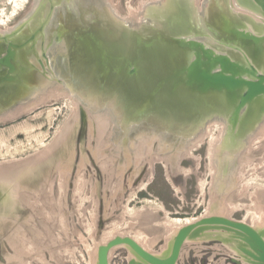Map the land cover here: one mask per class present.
I'll use <instances>...</instances> for the list:
<instances>
[{
    "label": "rangeland",
    "instance_id": "rangeland-1",
    "mask_svg": "<svg viewBox=\"0 0 264 264\" xmlns=\"http://www.w3.org/2000/svg\"><path fill=\"white\" fill-rule=\"evenodd\" d=\"M35 1L0 0V32L13 30L32 15L39 3L37 0L33 5ZM104 1L132 28L141 26L146 15L150 18L154 7L147 6L162 3L156 8L161 10L168 0ZM193 1L200 12L207 0ZM230 1L234 4L231 18L249 25L252 20L261 22L254 12ZM172 2L166 5L165 17L170 16ZM63 13L56 11L55 17L60 22L67 20L72 33H79L91 46L92 39L82 35L80 20L66 10ZM199 18L202 32L186 35L240 57L227 46L218 47ZM92 24L90 30H97V22ZM147 28L145 25L132 36L128 31L117 39L106 31V37L113 41L107 43L103 37L101 47L96 45L98 54L107 59L112 53L116 56L114 67L122 66L119 76L130 83L134 77L126 75L128 69H123L120 58L126 54V62L134 64L140 52L148 62V51L135 40L145 35ZM72 33L69 41L74 50L59 54L57 61L46 67L50 74L36 77L41 86L25 92L21 102L0 115V264H96L97 249L105 243V236L141 237L150 253L162 257L175 236L176 230L166 225L172 219L227 216L236 221L245 219L246 224L263 230L264 105L244 115L234 143L226 137L231 132L224 122L228 121L226 103L215 94L200 100L186 90L176 94L160 91L158 102L142 108L145 117L137 121L132 116L135 110H129L132 104L113 90L119 85L112 80L118 77L117 70L111 63L104 65V60V69H100L101 64L96 67L103 72L83 68L84 59L73 55L77 47ZM54 35L52 31V41ZM169 45L153 43L154 56L180 57L183 52ZM98 54L93 57L101 61L104 56ZM62 58L65 61L60 63ZM185 60L184 56L180 61ZM106 74L112 75L109 82ZM66 91L70 92L67 96L63 95ZM94 102L101 108L89 105ZM111 110L128 130L123 122L112 121ZM258 117L260 121L247 133L246 128ZM146 121L158 125L160 137L152 139L145 149L137 145L135 124ZM178 130L187 136L176 135ZM164 135L170 143L160 148L159 139ZM196 139L201 140L195 143ZM255 213L261 215L262 223H254ZM228 232L211 229L186 240L178 264H245L239 241ZM112 252L109 264L137 261L125 246Z\"/></svg>",
    "mask_w": 264,
    "mask_h": 264
},
{
    "label": "water",
    "instance_id": "water-1",
    "mask_svg": "<svg viewBox=\"0 0 264 264\" xmlns=\"http://www.w3.org/2000/svg\"><path fill=\"white\" fill-rule=\"evenodd\" d=\"M71 1L74 2V0ZM80 1L84 2L89 0ZM246 2L248 8L254 9V13H256L255 9H258L256 14L264 16V0H246ZM64 3L67 4V6L68 4H71L70 0L61 1V5ZM54 6L55 5H51V9H53ZM80 11L81 14L85 13L83 12L84 10ZM90 12L92 15L89 18L86 16L82 18L81 16L79 19L83 27L82 35H87L88 39H92V48L84 43V39L79 36V33L76 34L73 32V39L77 47V50L73 55L75 59L77 56H79V60L80 58L84 59L85 63L82 64L83 68L89 66L94 68L95 72H103V70L100 69H104V65H110L111 63L113 69L115 68L114 63L116 62V56H114L113 53L108 59L105 55L99 53L101 54L100 56H104L101 57L102 59L100 58L101 61L93 57V54H98L99 52L96 45L101 47L100 41L103 42L102 40H105L103 37H106L105 33L109 30L106 28L101 29L98 26L97 30H90V26L93 25L92 22L94 20H99L98 22L101 20L102 23L104 22L103 17H99V19L96 18L98 15L96 13L97 11L95 12V10L88 8L87 14ZM51 14L49 16H51ZM64 15L65 14H63V16ZM72 16H75L76 19H78V15L72 14ZM247 18L252 20L250 17ZM237 21L241 23L238 28H243L245 30H234V26L232 25L237 24ZM251 24L252 25L247 24L244 20L234 19V21L231 22L232 28L227 31L228 34H226V37L228 45H225L240 52L238 54L240 56L239 58H234L230 53L206 45L200 40H190L189 42L180 41L177 44V50L182 51L183 53L179 54L180 56H185L186 59L180 65H177L168 56H154L151 48L153 43L151 41L150 45V42H148L151 38L144 39V37H136V42L143 44L149 53L148 62H144L140 52H138V56L136 53L134 57L135 63H127V55L124 53L125 57L123 59L122 57L120 58V61L124 62L122 63L123 69H128L126 75L130 76L129 78L134 77V79H132V82L130 83V79H123L124 77L121 78L119 75L123 70L122 66H118L115 68V70H117L116 76L118 77L112 78V75L109 76V74H106V76L108 75L109 77L108 82L112 78L115 83H119V85L115 84L113 90L122 96L121 98H123L127 104H132V108L129 110H135L132 116L135 117L137 121L139 119L143 120L145 117L144 113H142L145 110L142 108L151 104L155 105V103L158 102L156 95L163 90L175 94L181 90H186L187 92L190 91L200 100L203 99L202 97H206L210 94L223 97L228 112V121L226 122L228 123L229 129L230 126H232L231 132L227 133L226 137L231 141L230 143H234V138H236L234 133H236V129L242 123V120H244V115L248 111L254 112L259 106L262 107L264 105V24H260L259 22L255 23L253 20L251 21ZM45 26H47V22L39 28V32L43 31V34L45 33L46 35L47 30ZM44 27L45 29L43 30ZM56 29L57 30H54L56 33L54 42L58 44L59 48H57V54H55L50 60L54 62L57 61L55 58L61 54V52L67 54L69 48L64 39V34L72 33V28L68 26L67 20L60 22ZM110 32L115 39L121 38L126 33V31H124L117 36L112 31ZM4 40H7V38H4ZM109 41L113 40L106 37L105 42L109 43ZM51 48H49L48 51ZM10 57L12 58V54H8L6 58L0 59V63H4L2 65L8 67L9 70L8 78L4 81L0 80V84H4V82L11 83L14 81L13 79H15V71L10 62ZM165 58H169L170 60H166ZM63 59L64 58L60 60V63L61 61H65ZM103 60L105 61L104 65L102 64ZM99 64L103 65V67L97 70L96 67H98ZM79 65L80 63L77 66ZM54 67L56 66L54 65ZM150 74H152V76H150ZM5 95L6 93H0V97ZM137 99L139 100L137 101V105L133 104ZM3 102L5 104V101ZM126 106L128 107V105ZM0 108L3 107L0 106ZM217 110L220 111L219 108H217ZM261 111H264V108ZM259 121L260 118L258 117L257 121L246 128V132L248 133L251 131ZM222 227H228L238 231V234L235 233L237 236L233 237L248 245V248L244 249L243 254L253 261L264 264V239L262 236L256 232V230L240 221L229 220L220 216H210L180 229L175 235L171 246L168 247L166 257L159 258L146 252L131 238L116 237L99 248L97 264H109L108 252L111 247L118 244H126L130 247L135 254L141 258L143 264H178L180 253L186 240L195 238L211 229H221ZM230 239L232 238L229 237L228 240ZM129 264H135V262L131 261Z\"/></svg>",
    "mask_w": 264,
    "mask_h": 264
},
{
    "label": "flooded vegetation",
    "instance_id": "flooded-vegetation-1",
    "mask_svg": "<svg viewBox=\"0 0 264 264\" xmlns=\"http://www.w3.org/2000/svg\"><path fill=\"white\" fill-rule=\"evenodd\" d=\"M47 1L49 2V5H50L49 6V13H47V11H46V8H47L46 0H39L38 6H37L36 10L34 9L33 14L36 13L37 18L38 19L40 18L42 20L43 17L46 18V16H48L49 14L52 13L51 16H49V19L47 21L48 24L46 26V30L48 31V33L50 35L52 31L57 30L56 27H58V25L60 24V20H58L59 17L58 18L55 17L56 11H58V12L63 11L64 12L63 14H65V10H66V12L68 14L71 12V10H72V12L74 11V9H76V11H77L78 8H77V4L74 6L75 3L73 4L74 8H72V4H68V6H67V4L64 3L61 5V1H63V0H47ZM169 1L170 0H168L166 3L163 2V3H165V5L163 6L164 9H161V10H156V8L158 6H161L162 3H160L158 5L153 4V5L147 6V8L154 7V8H152L153 10L151 11L150 18L147 17V15L145 17H143L144 20H143L141 26H137L136 31H133V30H124V31H126V33L129 31V33H131V36H132V34H137V32L140 31L142 29V27H144L145 25H148V28H147L148 31L146 32V34L145 35L140 34L141 36H139V37H142V38L144 37V39L145 38H151V40H149V41L147 40L148 42H150V45H151V41H152V43H157L158 45H161V46H167V45L171 44L172 46L176 45V47H177V44L180 41L189 42L190 40L191 41L199 40V39H197L199 37L195 38V37H191V35H186V32H188L189 34H193L192 31H195V32L201 31L202 32V29H201L202 27L199 25V23L196 19L197 11L199 12V10L195 8V2L193 0H172L173 2L171 5L173 8L170 12V16L165 17L164 15H165V12L167 10L165 8H166V5L169 3ZM235 1L238 2V0H235ZM36 2H37V0L35 2H33V5H35ZM81 2H83V1L79 0V3H81ZM83 3L85 6L86 5H92L90 3H87V1H84ZM101 3H102V0H99V3H97V1H96V3H94L97 5V6H95V8H97L98 6H101ZM238 3L243 8H246V9L254 12V9L248 8L246 0H239ZM51 5H55L53 9H51ZM232 7L234 8V4L230 0H207L206 3L204 4L203 8H202V11H200V13H199V16H201V18H199V19H200V23H202L203 29L206 30L207 32H209L207 34L212 36V38L217 42V44H219L218 47L223 46V48H225L224 47V46H226L225 44L228 43L227 37H226V34H227L226 32L232 28L231 22L234 21V19L231 18V15L233 14L232 13ZM257 10L258 9H255L256 13H257ZM32 11L33 10H31V12ZM83 14H81V13L79 14L78 20H80L79 18H81V16H82V18L85 17V13H83ZM29 15H31V14H29ZM73 15H75V14H73ZM147 20H149V21H147ZM94 21L97 22L98 27H100L101 29L103 28V23L101 20H100V22H98L99 20H94ZM101 23H102V25H101ZM183 23H187V24H183ZM21 24H19L16 28H19V26ZM79 25H80V29L82 30L83 27H82L81 23ZM240 25H241V23L239 21H237V24H233L232 26H234V28H237ZM38 27H39V24L30 23V25H29V28L31 29L30 31L37 30ZM16 28H14L13 30H9L8 32H0V59H4L8 56V54H12V58L10 57L11 58L10 62L12 64L14 71H15V65L13 64L14 53H15L16 62L18 64V65H16V68L18 71H21L23 68H26L29 65L38 69L41 67L40 63L42 61L44 63H46V65L49 64L50 56L49 57L47 56L46 51L48 52L47 49L54 43V41H52V38L49 37L48 39H46V41H44L45 43L47 42L48 44H45L46 45L45 46L43 43V45H44L43 54H41V55H40L39 43L37 44V42H36L35 49H32L33 51H30V53H27V55L31 54V56H33V58L31 59V57H30V60L26 61V63H25L23 61V59H25L24 58V55H25L24 49H17L14 52V48L16 47V46H13L14 43L9 39L4 40V38H6V36L11 34L14 30H16ZM26 30L27 29H23L20 32H23ZM47 31H46V33H47ZM109 31H112V30H109ZM55 35H56V33H55ZM55 35L53 37L54 40H55ZM73 35L74 34L72 33V36ZM188 37H190V38H188ZM69 38H71V34L65 33L64 39H65L66 44L69 48L67 53L74 50L73 48L70 47L71 42L69 41ZM31 40H32V38H29V43L31 42ZM221 44H222V46H220ZM206 45H208V44H206ZM56 51H57V48L55 46H53L51 52L54 53ZM37 53H38V56L34 57V54L37 55ZM183 57L184 56H180V57L177 56V58L175 57L172 61L175 62L177 65H180L181 64L180 60H181V58L183 59ZM2 64H4V63H2ZM2 64L0 63V80L4 81L9 76L8 75L9 70H8V67H6ZM32 70H33V68H32ZM51 72H52V69H51ZM44 74H45V76L47 74H50L49 71L46 72V66H44V71L39 70V75H44ZM16 75L18 76V74H16V72H15L14 73L15 79H17ZM33 78H35L34 74H33L32 80H33ZM38 81H39V79H38ZM39 84L40 83H38V85ZM15 85H17V84H12V82L11 83H7V82L5 83L4 82V84L1 83L0 84V93L5 94L6 91H8V89L12 88ZM35 85H37V84L25 85L23 87V89L20 91L19 97L22 96L25 92L30 93L31 91H35V89H37L41 86V85H39V87H38V85H37V87H36Z\"/></svg>",
    "mask_w": 264,
    "mask_h": 264
},
{
    "label": "bare ground",
    "instance_id": "bare-ground-1",
    "mask_svg": "<svg viewBox=\"0 0 264 264\" xmlns=\"http://www.w3.org/2000/svg\"><path fill=\"white\" fill-rule=\"evenodd\" d=\"M76 1V2H75ZM74 2L73 1H71L70 0V2H71V4H72V8H74V6L77 4V11H76V9H74V11L72 12V10H71V12H72V14H75V15H78L79 16V14L81 13V11L80 10H84V12L86 13L85 14V16L86 17H90L91 15H92V13L90 12L89 14H87V10H88V8L89 9H91V10H95V12L98 14L97 16H96V18H98L99 19V17H103V28L105 29H108V30H112V32L115 34V35H117V36H119V34H122V32L124 31V30H128V26H127V24H126V22L125 21H122L118 16H116V14H114V12L111 10V8L107 5V3L104 1V0H102V3H101V6H98L97 8H95V6H97L96 4H94V3H96V1H97V3H99V0H93V1H91V0H89V1H87V3H90V4H92V5H84V3L82 2V3H79V0H75ZM195 2V1H194ZM235 2H237V1H235ZM75 3V4H74ZM73 4H74V6H73ZM237 4H239L238 2H237ZM89 6V7H88ZM241 6V5H240ZM80 7V8H79ZM83 7V8H82ZM87 8V10H86V8ZM196 8V7H195ZM245 10H247V11H249L248 9H245ZM80 11V12H79ZM249 12H251V13H253L252 11H249ZM199 13L200 12H198L197 11V17H199ZM50 15V14H49ZM49 15L48 16H46V18H44L43 17V19L41 20L40 19V21L39 22H37V16H36V13H34V14H32V15H30V16H28L27 18H26V20H24V22H22V24L19 26V28H16V30H14L11 34H9L8 36H6V38L7 39H9V40H11L14 44H13V46H16L15 48H14V52H15V50H17V49H24V52H25V55H24V58L25 59H23V61L26 63V61H28V60H30V57H31V59L33 58V56H31V54H29V55H27V53H30V51H33L32 49H35V47H36V42H37V44L39 43V48H40V55L41 54H43V47H44V45L45 44H48L47 42L45 43L43 40H45L46 41V39H48L49 38V33H48V31H47V33H46V35H45V33L43 34V31L41 32H39V28H41V26H43L47 21H48V17H49ZM84 15V14H83ZM253 15H255V17H260L259 19H261V22H259L260 24H264V16L263 15H261V14H256V13H253ZM196 17V18H197ZM35 21H36V23H35ZM30 23H34V24H39V27L37 28V30H34V31H30L31 29L29 28V25H30ZM48 24V23H47ZM128 24H131V22H129ZM54 25V24H53ZM101 25H102V23H101ZM27 27V28H26ZM46 27V26H45ZM44 27V28H45ZM44 28H43V30H44ZM102 28V29H103ZM23 29H27L26 31H23V32H20L21 30H23ZM29 29V30H28ZM129 29H131V30H133V31H136V29H137V26H136V24L134 25V27H132V28H129ZM238 30V31H243V30H245V29H243V28H234V30ZM50 32V31H49ZM29 38H32V40H31V42L29 43ZM43 43H44V45H43ZM43 45V46H42ZM226 45H228V44H226ZM46 46V45H45ZM53 46H55L56 48H59V46H58V44H56L55 42L49 47V48H53ZM234 46H238V45H234ZM228 47V46H227ZM48 48V49H49ZM52 48L48 51V52H46L48 55V57L50 56V58H52L55 54H57V51L56 52H54V53H52L51 51H52ZM230 48V47H229ZM47 49V50H48ZM230 50H232V51H234V52H236L237 54H239L240 52H238V51H235L234 49H232V48H230ZM33 53V52H32ZM45 53V54H46ZM61 54H65V52H61ZM29 56V57H28ZM38 56V53H37V55H35L34 54V57H37ZM57 57V56H56ZM234 57V56H233ZM235 58V57H234ZM51 59H49V63H51V62H53V61H50ZM43 62V61H42ZM40 63V68H38L40 71H44V66H46L47 67V65H46V63ZM13 64L15 65V72H16V74H18V76L16 75V77H17V79H14V81L12 82V84H17V85H15V86H11L12 88H10V89H8V91H6V95L5 96H2V97H0V106L1 107H3V108H0V115L1 114H3V113H6V112H8L9 110H11L12 108H14V106L17 104V103H19V102H21V100H22V98H24V97H22V98H20L19 97V94H20V91L23 89V87L25 86V85H27V84H37L38 85V83H39V81H38V79L36 80V77H39V70L38 69H36V68H34V67H32L31 65H29L28 67H26V68H23L21 71H18L17 70V68H16V65H18L17 64V62H16V58H15V53H14V62H13ZM32 68H33V70H32ZM28 70V71H27ZM32 73V74H31ZM33 74H34V77L35 78H33V80H32V77H33ZM18 82V83H17ZM19 85V86H18ZM37 85H35L36 87H37ZM70 94V92H65V93H63V95H65V96H67V95H69ZM53 95V94H52ZM74 97H75V95H74ZM15 98V99H14ZM78 100V99H77ZM3 101H5V104H4V102ZM79 101V100H78ZM90 106H92L93 108H96V110H97V108L99 107V108H101V105H99L97 102H94L93 103V105H91V104H89ZM88 105V106H89ZM87 106V105H86ZM33 107V106H32ZM89 109V108H88ZM109 114H110V118L112 119V121H114V122H116V123H120V121H121V123L123 122V120L121 119V117L114 111V110H111V111H109ZM224 122H226V121H224ZM139 123H141V122H139ZM139 123H137V124H135V126H137V130L135 131V133H136V140L138 141V144L137 145H141L142 146V148H145L146 149V146L149 144V142L151 143V140L152 139H154V138H159L160 136H159V133H158V125H156V123L155 122H153V121H146V122H143L142 124H139ZM139 124V125H138ZM123 125H124V129L126 130H128V128H126V125L124 124V122H123ZM228 125V123L226 122V126ZM260 125V124H259ZM232 126H230V128H231ZM236 128V127H235ZM181 130H178V131H176L177 133H176V135H178V136H183V137H186V136H184V134L182 133V131L180 132ZM196 129H194L193 130V132H195L196 133ZM167 134H169L170 135V133L169 132H167ZM189 135V138L191 137V135L190 134H188ZM264 136V135H263ZM153 137V138H152ZM257 137V136H256ZM260 139V138H259ZM149 140V141H148ZM200 141L201 139H196V142L195 143H197V141ZM136 141V142H137ZM130 142V141H129ZM135 142V143H136ZM133 143V142H132ZM170 143V140H169V138L167 139L166 137H165V135H164V137L162 138H160L159 139V147L160 148H164L165 146H167L168 144ZM211 146H210V152H211V149H212V144H210ZM133 146H134V144H130V148H133ZM185 149V148H184ZM186 150V149H185ZM184 152V151H183ZM186 153H189V151L187 152V151H185ZM211 154V153H210ZM212 155V154H211ZM228 155V154H227ZM188 156V155H187ZM180 170H183V168L180 166V168H179ZM252 212V211H251ZM250 213V212H249ZM260 214L259 213H255L254 215H253V221H254V223L255 222H257L258 224L259 223H262L261 221H262V219L260 218ZM210 217V216H209ZM221 217V216H220ZM247 217V216H246ZM204 218H207V217H193V218H185V219H172L171 220V222H170V224H166L167 226H169V228H171L172 230L173 229H175L176 231H174V234L176 235L177 234V232L180 230V229H182L183 227H185V226H188V225H190V224H194V223H196L197 221H200V220H202V219H204ZM223 218H226V219H229L227 216H224ZM169 219V218H168ZM231 220V219H230ZM245 219H242L240 222H242V223H244V224H246L245 223V221H244ZM166 223V222H165ZM253 223V224H254ZM246 225H248V226H250L252 229H254V230H256V232H258L261 236H262V238L264 239V229L263 230H258V228H256L254 225H250V224H246ZM257 226V225H256ZM224 229H227V230H229V232L228 233H232V235L231 236H237V234H238V231H236V230H234V229H230V228H228V227H222L221 229L220 228H214L213 230H224ZM167 231H168V229H167ZM170 232V231H169ZM227 233V232H226ZM235 233H237V234H235ZM109 234V233H108ZM117 235V234H116ZM124 235V234H123ZM121 236V235H120ZM200 236V235H199ZM114 237V236H113ZM126 237H128V238H131L132 240H134L138 245H140L146 252H148V253H150V250H148V248L145 246V240L144 239H142L141 237H137V236H135V237H131V236H122V237H118V238H126ZM175 237V236H174ZM198 237V236H197ZM104 238H106L103 242H105L104 244H102V245H100L99 247H98V249H97V253H96V261L98 262V258H97V254H98V250H99V248L101 247V246H104V245H106L109 241H111V240H113L114 238H109V236H108V239H107V236H105ZM116 238V237H115ZM196 238V237H195ZM191 239H194V238H191ZM233 239L235 240V239H237V238H234L233 237ZM188 240H190V239H188ZM234 240H232V241H234ZM239 241V246H240V248H241V252L243 253V251H244V249L245 248H248V245L245 243V242H242V241H240V240H238ZM234 242H236V241H234ZM237 244V242L235 243V245ZM120 246H125L126 248H128L129 250H130V253L132 254V255H134L135 256V258L137 259V261H135L134 259H132V260H130L129 262H128V264L131 262V261H133V262H135V264H143V262H142V260H141V258L139 257V256H137V254H135V252L130 248V247H128L126 244H118V245H116V246H114V247H111L110 248V250H109V252H108V262L110 261V257H111V253H113L112 251L115 249V248H119ZM169 246H171V245H169ZM167 252H168V250L165 252V254H164V256H162V257H160L159 255H156V254H153V253H150V254H153V255H155V256H157V257H159V258H163V257H166V255H167ZM181 252H182V250H181ZM181 254V253H180ZM97 262H96V264H97ZM244 263L245 264H261V263H259V262H256V261H253L252 259H250V258H248V257H246V256H244Z\"/></svg>",
    "mask_w": 264,
    "mask_h": 264
},
{
    "label": "trees",
    "instance_id": "trees-1",
    "mask_svg": "<svg viewBox=\"0 0 264 264\" xmlns=\"http://www.w3.org/2000/svg\"><path fill=\"white\" fill-rule=\"evenodd\" d=\"M140 195H141L142 197H144V194L141 193Z\"/></svg>",
    "mask_w": 264,
    "mask_h": 264
}]
</instances>
